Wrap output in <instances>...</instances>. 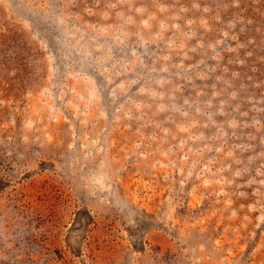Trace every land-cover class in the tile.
Wrapping results in <instances>:
<instances>
[{
	"label": "rangeland",
	"instance_id": "374dc122",
	"mask_svg": "<svg viewBox=\"0 0 264 264\" xmlns=\"http://www.w3.org/2000/svg\"><path fill=\"white\" fill-rule=\"evenodd\" d=\"M0 264H264V0H0Z\"/></svg>",
	"mask_w": 264,
	"mask_h": 264
}]
</instances>
